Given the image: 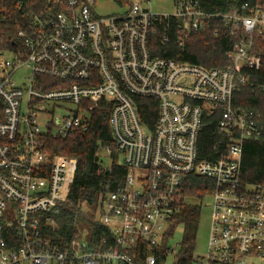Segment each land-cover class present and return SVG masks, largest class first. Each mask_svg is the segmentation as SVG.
<instances>
[{"label": "built area", "instance_id": "2783aa9c", "mask_svg": "<svg viewBox=\"0 0 264 264\" xmlns=\"http://www.w3.org/2000/svg\"><path fill=\"white\" fill-rule=\"evenodd\" d=\"M96 1L56 0L60 9L44 21L36 16L31 34L18 29L16 50H0V264H178L176 252L169 258L170 238L167 250L163 241L190 175L211 181L207 250L190 264H264V179L241 176L244 143L264 130L258 113L233 104L247 71L261 66L253 38L264 35V6L244 1L219 11L173 0L159 12L144 0H113L114 12L97 14ZM217 18L233 38L221 66L151 48L159 27L163 42L173 27L183 47L191 31ZM101 99L110 104L115 153L99 146L97 172L112 163L125 172L114 188L104 184L91 226L75 228L62 244L53 237L55 217L76 158L50 156L43 144L48 135L85 131ZM212 118L215 140L203 157L200 133ZM7 228L17 242H7Z\"/></svg>", "mask_w": 264, "mask_h": 264}, {"label": "trees", "instance_id": "16d2710c", "mask_svg": "<svg viewBox=\"0 0 264 264\" xmlns=\"http://www.w3.org/2000/svg\"><path fill=\"white\" fill-rule=\"evenodd\" d=\"M208 9L228 11L247 1L250 5L264 6V0H199ZM60 9L56 0H0V50H16L20 44L18 29L31 34L37 27L35 17L45 20L48 12ZM173 23V22H172ZM163 30L159 27L152 36V49L164 56L176 57L189 62H196L205 67L221 66L225 53L230 49L233 38L221 18L214 20L213 25L191 31L184 40L183 47L177 44L176 31H168L167 42L162 41ZM254 51L260 54L259 69L247 71L248 80L233 95V104L242 109H252L258 113V119L264 130V35L253 38ZM110 104L101 99L99 105L90 113L89 126L85 131L70 130L64 137L46 136L43 146L50 156L61 154L76 158V168L67 199L60 205L56 215L57 228L53 233L56 241L65 243L75 228L92 223V211L96 207L105 183L111 188L116 181H121L125 168L112 163L111 168L101 169L97 149L107 146L114 150L108 123ZM147 115L151 113L147 111ZM148 122V118L145 119ZM215 119L212 118L202 128L200 143L202 156H210L211 146L215 140ZM112 151V155H113ZM242 178L248 182H259L264 179V132L258 140H247L244 143L241 160ZM191 183L184 188L186 201L172 221L171 230L163 241V248L169 247L168 239L173 229L182 226V238L176 250L178 264H190L193 259V240L200 206L191 200H202L211 190V181L203 176L190 175ZM88 208V209H85ZM51 234V232H48ZM12 228L5 230V239L16 241ZM9 246L7 247H10ZM144 249V248H143ZM145 253V249H144ZM162 257V254H161Z\"/></svg>", "mask_w": 264, "mask_h": 264}, {"label": "rangeland", "instance_id": "374dc122", "mask_svg": "<svg viewBox=\"0 0 264 264\" xmlns=\"http://www.w3.org/2000/svg\"><path fill=\"white\" fill-rule=\"evenodd\" d=\"M142 3L146 6H149L152 10L159 12H168L173 7V0H149V2H146L144 0ZM116 6L117 4L113 0H97L95 2V10L97 14H108L114 12ZM4 56L8 57L9 53H5ZM24 73H25L24 71L19 72L20 75ZM109 151L110 153H112V151L113 153H115L114 150H112L111 148H109ZM101 157H102L103 167L105 168L109 167L111 160L110 157L108 156V153L106 151H102ZM191 201L193 203H196V205L200 206L197 225L194 234V240H193V255L203 256L207 250V240H208L209 226H210V214H211L210 196L207 195L202 200L195 198ZM182 230L183 229L181 225H178L173 229L172 236L169 239V244L173 249V252L169 257L170 259L174 256L179 246V243L182 238ZM25 264H34V263L26 262ZM48 264H52V263H48Z\"/></svg>", "mask_w": 264, "mask_h": 264}]
</instances>
